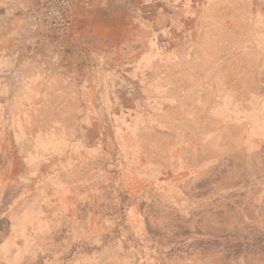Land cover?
<instances>
[{"label":"rangeland","instance_id":"374dc122","mask_svg":"<svg viewBox=\"0 0 264 264\" xmlns=\"http://www.w3.org/2000/svg\"><path fill=\"white\" fill-rule=\"evenodd\" d=\"M38 4L0 0V264H264V0Z\"/></svg>","mask_w":264,"mask_h":264},{"label":"built area","instance_id":"2783aa9c","mask_svg":"<svg viewBox=\"0 0 264 264\" xmlns=\"http://www.w3.org/2000/svg\"><path fill=\"white\" fill-rule=\"evenodd\" d=\"M82 2L88 0H39V19L52 35H64L73 25L71 10Z\"/></svg>","mask_w":264,"mask_h":264}]
</instances>
